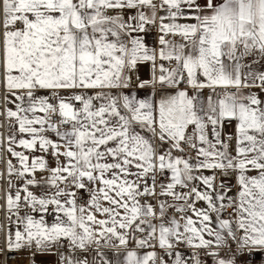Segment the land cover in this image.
Instances as JSON below:
<instances>
[{"label": "snow or ice", "instance_id": "obj_1", "mask_svg": "<svg viewBox=\"0 0 264 264\" xmlns=\"http://www.w3.org/2000/svg\"><path fill=\"white\" fill-rule=\"evenodd\" d=\"M0 264H264V0H0Z\"/></svg>", "mask_w": 264, "mask_h": 264}]
</instances>
